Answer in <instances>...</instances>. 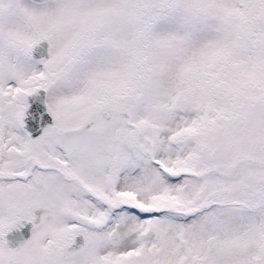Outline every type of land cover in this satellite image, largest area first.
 Returning a JSON list of instances; mask_svg holds the SVG:
<instances>
[{
    "label": "snow or ice",
    "instance_id": "6c2138e0",
    "mask_svg": "<svg viewBox=\"0 0 264 264\" xmlns=\"http://www.w3.org/2000/svg\"><path fill=\"white\" fill-rule=\"evenodd\" d=\"M0 264H264V0H0Z\"/></svg>",
    "mask_w": 264,
    "mask_h": 264
}]
</instances>
